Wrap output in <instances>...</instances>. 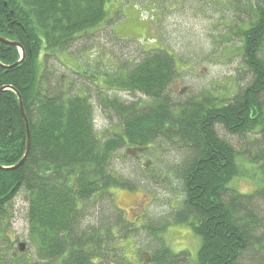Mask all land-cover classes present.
I'll use <instances>...</instances> for the list:
<instances>
[{
	"label": "trees",
	"instance_id": "trees-1",
	"mask_svg": "<svg viewBox=\"0 0 264 264\" xmlns=\"http://www.w3.org/2000/svg\"><path fill=\"white\" fill-rule=\"evenodd\" d=\"M107 1L0 0V36L17 42L24 54L17 62L19 47L0 41V64L13 65L0 66V88H8L0 94V264H141L131 262L121 244L129 232L122 211L112 207L113 200L107 205L114 210L111 215L97 205L112 193L108 188L132 187L113 175L110 164L117 149L126 147L125 153L135 156L130 147L149 149L159 141L176 144L187 154L182 161L184 198L173 207L171 218L172 223L187 224L201 239L196 264H239L240 255L254 253V245L264 250V232L253 234L261 226L256 203H264V186L247 194L228 188L239 174L237 151L214 129L258 134L251 161L259 164L264 176V0H242L248 26L236 34L242 63L252 78L229 102L218 104L202 96L177 100L176 91L170 90L178 80V60L158 46L112 80L122 91L147 98L145 106L136 109L137 102L116 95L105 98L103 104L121 120L122 133L99 138L84 90L77 87L82 95L76 90L71 94L59 83L55 91L45 74L53 71L47 64L51 56L59 61V52L69 53L77 39L112 26L105 19ZM78 63L81 76L86 75L87 63L79 56ZM16 92L28 120L29 153L18 168L6 170L3 167L19 162L27 141ZM21 190L32 254L16 239L17 251H12L10 203ZM157 229L152 228V234ZM185 253H173L162 244L145 262L185 263Z\"/></svg>",
	"mask_w": 264,
	"mask_h": 264
},
{
	"label": "rangeland",
	"instance_id": "rangeland-1",
	"mask_svg": "<svg viewBox=\"0 0 264 264\" xmlns=\"http://www.w3.org/2000/svg\"><path fill=\"white\" fill-rule=\"evenodd\" d=\"M104 8L107 11L105 19L112 26L102 27L101 32L77 39L69 50L70 54L59 52V61L51 56L47 64L54 72L45 74L55 91L60 89L59 83H62V88L66 86L71 94L77 87L84 90L83 95L93 107V122L99 138L122 133L121 120L103 104L105 98L116 95L123 101L137 102L136 109L145 106L147 98L139 93L122 91L112 80L118 71L124 73L127 66H132L145 53L155 52L152 49L158 46L178 60V80L169 89L172 93L176 91L173 94L177 100L202 96L215 99L218 104L229 102L232 95L251 81V73L241 60L240 37L236 34L240 27L248 26L249 17L242 0H108ZM112 36L124 42L113 40ZM97 42L101 45L93 48ZM76 54L80 62L87 63L84 68L86 75L81 76L82 67ZM122 65L124 67L119 70ZM61 75H64L63 81ZM103 78L108 82L111 80V85L107 81L102 82ZM99 87L105 89L102 91ZM76 94L81 92L76 90ZM214 129L237 151L239 174L228 183V188L247 194L263 187L264 176L259 164L251 161L257 151L256 138L259 135L249 132L230 134L216 126ZM149 145L151 147L147 151L138 152L135 156L127 155L126 147L117 149L110 164L114 167L112 174L121 176L132 187L129 190L108 188L112 193L102 196L97 206L102 205L105 213L111 215L114 210L107 205L113 200L112 207L123 211L129 232L121 244L127 254L130 253L131 262L136 261L133 251L153 253L165 244L173 253L186 251V262L175 264H196L201 239L187 224L172 223L171 218L173 207L184 198L182 161L187 154L182 147L164 141ZM18 193L10 203L11 236L14 241L25 242L32 254L34 247L28 244L25 193L22 190ZM256 204L261 226L253 234L259 235L264 232V203ZM164 225L165 228L162 227ZM161 227L162 230L159 229ZM152 228L159 231L152 234ZM16 241L12 245L13 252L17 251ZM254 248V253L240 255L239 264H264V250L256 245Z\"/></svg>",
	"mask_w": 264,
	"mask_h": 264
},
{
	"label": "water",
	"instance_id": "water-1",
	"mask_svg": "<svg viewBox=\"0 0 264 264\" xmlns=\"http://www.w3.org/2000/svg\"><path fill=\"white\" fill-rule=\"evenodd\" d=\"M0 41L3 42L4 44H11V45H14V46H18V47H19V49H20V54H21V58H20L19 60H17V62H19V61L24 57L23 50L20 48V46H19V44H18L17 42L10 41V40H8V39H6V38L4 39V38H2L1 36H0ZM15 64H17V63H15ZM0 66H2V65L0 64ZM11 66H13V65H11ZM11 66H6V67L2 66V67L7 68V67H11ZM5 89H8V88H6V87H1V88H0V94H1V92H2L3 90H5ZM16 96L18 97V108H20L21 116H22V118L24 119V123H25L26 139H27V141H26V146H25V149H24V150H25L24 155L21 157V159L19 160V162H17V163L14 164V165H11V166H9V167H3V168L6 169V170H11V169L18 168L20 165H22V163L24 162V159L26 158V156H27L28 153H29V150H28V149H29L30 139H29L28 120H27V118H26V116H25L24 108L22 107V99H21V97L18 95L17 92H16ZM143 149H144V148H142V147H138V148H134L133 151H138V150H143ZM127 152H128V151H127ZM18 246H20V249H23V248H24L23 243H19Z\"/></svg>",
	"mask_w": 264,
	"mask_h": 264
},
{
	"label": "flooded vegetation",
	"instance_id": "flooded-vegetation-1",
	"mask_svg": "<svg viewBox=\"0 0 264 264\" xmlns=\"http://www.w3.org/2000/svg\"><path fill=\"white\" fill-rule=\"evenodd\" d=\"M104 246L105 247L107 246V242H104ZM122 246H124V245H122ZM133 252H134V255H135V258H136V262L141 263V264H143V263L146 264L145 261H146L147 255H146L144 250L142 252H139V251H133ZM99 260L103 262L102 258H100Z\"/></svg>",
	"mask_w": 264,
	"mask_h": 264
}]
</instances>
